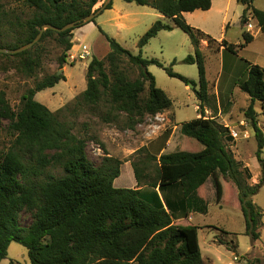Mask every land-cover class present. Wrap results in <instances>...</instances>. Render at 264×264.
<instances>
[{
  "label": "trees",
  "instance_id": "trees-1",
  "mask_svg": "<svg viewBox=\"0 0 264 264\" xmlns=\"http://www.w3.org/2000/svg\"><path fill=\"white\" fill-rule=\"evenodd\" d=\"M11 1L31 10L32 16L24 22L17 21L23 38L7 50L30 43L44 25L60 29L77 23L60 33L44 30L36 44L19 54L0 53V58L7 60L15 72L31 77L41 65L44 41L53 40L61 50L57 59L61 68L72 48V31L83 27L82 20L102 8L106 0ZM121 1L149 7L170 19L188 36L193 51L183 63L196 66L197 89L193 82L173 73L171 68L141 56V49L149 40L161 31L172 30L171 26L157 21L139 38L136 55L98 28L107 42L108 53L103 59L90 57L85 89L74 99L72 107L50 112L34 100L38 92L64 81L56 73L36 82L22 96L18 111L10 108L4 92L0 91V121L7 123L13 138L6 151H0V261L13 242L25 248L30 264H203L197 239L199 228L175 225L173 219H178L176 214L185 218L191 212L206 213L198 191L209 178L213 180L220 208L224 206V201H220L224 187L235 189L243 234L249 237L252 247L260 237L262 215L252 198L264 183V159L261 158L264 136L257 125L254 105L260 104L264 115V70L249 64L245 79L238 85L240 92L249 98L243 117L253 133L255 159L261 170L258 183L249 186L248 170L234 160L224 144L231 139L228 128L217 124L214 117H204L206 110L218 111V104L215 96L208 93L204 56L199 49L200 42L204 41L209 48L217 44L224 51L237 54L253 36L245 30L243 43L234 46L224 40L216 42L187 25L182 14L208 11L210 0ZM254 1L236 0L243 8L240 26L244 28L250 11L259 30L264 32V12L253 7ZM101 2V7L93 11ZM111 7L112 1L103 11ZM151 65L162 68L168 77L185 86L191 84L198 102L199 117L182 123L179 128L180 134L188 139V151L156 157L140 148L128 159L139 187L159 191L169 187L179 189V204L165 203L167 211L157 196L146 202L139 198L138 190L115 189L112 183L119 176L121 161L103 156L100 164L94 165L85 152V131L77 133L69 119L82 110L115 130H133L145 117L169 110L172 102L156 87L148 72ZM197 148L200 150L196 151ZM52 169L60 170L61 175L49 174ZM21 213L29 216L28 226L20 224ZM217 243L227 251L236 252L233 241L219 239Z\"/></svg>",
  "mask_w": 264,
  "mask_h": 264
},
{
  "label": "rangeland",
  "instance_id": "rangeland-1",
  "mask_svg": "<svg viewBox=\"0 0 264 264\" xmlns=\"http://www.w3.org/2000/svg\"><path fill=\"white\" fill-rule=\"evenodd\" d=\"M210 2L211 7L208 11L184 14L185 23L208 35L216 42L224 40L234 46L243 43L242 33L245 29L254 36L253 40L237 54L226 52L217 44L212 45L211 48L203 49L208 93L216 95L217 101L220 102V106L218 102L217 104L222 111L221 119L224 118V121L221 122L229 127H234L233 130L237 134V137L233 138L230 134L231 131H229L231 139L224 141V144L234 160L248 170L250 180L247 181V185L252 186L258 183L261 178V170L255 159L256 142L253 133L243 117V111L249 104V98L240 92L238 85L245 79L249 64L257 65L264 70V32H258L259 28L250 11L247 12L248 23L244 28L240 26L243 8L236 0H210ZM101 4L102 2L98 3L93 11L99 9ZM253 7L264 12V0H255ZM101 12L94 18V23L83 24V27L72 31V48L67 52V56L76 55L81 47L85 46L88 47L91 56L103 59L108 53V45L102 33L114 39L125 50L136 55L138 54L137 42L139 38L155 22L159 21L171 26L172 30L169 32L161 31L149 40L141 49V56L144 59L156 60L164 68H171L173 73L193 82L196 85L195 89H197L196 66L183 63V60L192 54L193 48L188 36L175 27L170 19L159 15L149 7L137 6L134 3L127 4L121 0H112L111 9ZM31 16L32 11L23 5L11 0H0V49L18 45L17 40L22 39L23 35L17 28V21L24 22ZM98 28L102 33L98 31ZM220 50L223 52L218 54L217 51ZM60 54L61 50L53 40L44 41L40 51L41 65L31 77L15 72L7 60L0 58V91L4 92L12 110H19L22 96L29 89H32L36 82L54 73L63 76L64 81H60L51 89L38 92L34 96V100L50 112H56L66 106L72 107L74 99L85 89V71L90 58L85 61L74 59L69 62V58L66 57L65 64L59 68L57 59ZM222 59L223 69L221 70ZM148 72L153 76L156 87L163 91L172 102L171 120L177 128L174 130V141L165 148V153L186 151L187 148H184L186 144L183 142L188 139L182 137L178 127L182 123L190 122L196 118L197 109L195 107L198 106V102L193 90L189 85L185 86L179 80L168 77L162 68L151 65L148 67ZM227 110L230 111L228 117L225 116ZM254 110L257 125L264 136V115L261 105L255 103ZM217 112L206 110L204 117H215ZM148 118L150 116L145 117L133 130L121 131L101 123L97 117L82 110L69 119L74 123L77 133L85 131L87 158L94 165H99L103 158L101 146H105L106 141L114 142L121 138L125 143H132L136 138H145V123H148ZM83 124H86L85 128ZM163 125L161 133L167 128V121ZM111 130L119 132L120 135L111 133ZM12 140V135L7 129V123L0 121V151L5 152ZM177 142L178 145L176 146ZM97 148L99 151L96 150L94 153ZM261 158L264 159V149ZM48 172L54 176L61 175L60 170L57 169ZM211 180L210 178L205 185L208 190L204 203L208 214L203 220L205 224L211 226L198 234L202 254L204 255L210 249L205 245L206 240L210 239L211 236H216L217 240L233 241L237 249L235 253H232L221 249L214 250L211 247L210 252L218 259L214 264H243L244 261H246L245 264H264V183L252 198L262 215L261 224L258 228L260 237L254 242V249L249 237L243 234L244 224L235 189L224 187L220 199V201H224V206L220 208L219 205H216L218 203L216 202L215 189H211V193L209 191ZM19 221L22 226H28L30 218L27 214L21 213ZM197 221L202 223L201 217ZM226 230L231 233H227ZM223 236L234 237L229 240L228 238L224 239ZM10 263L30 264L24 247L13 242L8 245L6 257L0 261V264Z\"/></svg>",
  "mask_w": 264,
  "mask_h": 264
},
{
  "label": "crops",
  "instance_id": "crops-1",
  "mask_svg": "<svg viewBox=\"0 0 264 264\" xmlns=\"http://www.w3.org/2000/svg\"><path fill=\"white\" fill-rule=\"evenodd\" d=\"M184 14H187V13H183L182 17H184ZM258 32L260 33L259 29H258ZM205 48H207L206 43L201 42L199 44V49L202 53H203V49H205ZM221 52H223V50H220L219 52L217 51L218 54ZM222 57H223V55H222ZM220 69L221 70L223 69V59H222ZM214 96H215V98L217 97L216 95H214ZM217 102L220 106L219 100ZM195 108L197 109L198 107L196 106ZM160 114L165 119H167V128L165 129L164 132L159 133L157 136L153 137L152 139H148V140H146L145 138H141V137L136 138L133 140L132 143H125L124 141H122L121 138H120V140H115V141L113 140L114 142H109V140H108V141H106L107 143L105 144V146H103V149H101V150H102L103 156L112 157V158H115V159L121 161V164L119 167V176L112 183V185L115 189L138 190L139 191V198L142 199L143 201H146V202H151L155 198V196H157L158 199L160 200V203L165 208V203L170 204L172 206L179 204L180 199H181V193H180L179 189L176 187H169V188L164 189L163 191H159L158 188L139 187L137 185L136 180H135L134 175H133V169L131 166V162L128 161L130 156L140 148H145L150 155L156 156V157H158L161 154H166L165 148L168 147L170 145V143L174 141V137H175L174 130L177 127H176V125H173V123H172L170 109L163 112V113H160ZM229 115H230V111L227 110V112L225 113V116L228 117ZM221 116H222V111L220 108H218L217 115L214 117L215 122L219 125L227 127L229 131H234L233 130L234 127H229L227 124L222 123L224 121V118L222 117V119H221ZM197 117H199L198 114L196 115V118ZM179 128L180 127H178V131H179ZM111 133L116 134V135H120L119 132L113 131V130H111ZM183 144H186V140H184ZM175 145L177 146L178 142ZM184 148H188V147L186 146ZM195 150L199 151L200 148H197ZM209 179H207V181ZM207 181L203 184V186L198 191V195L200 196V198L204 202H205V199L207 197V190L208 189L205 186ZM211 189H214L212 180H211L210 186H209L210 193H211ZM216 205L218 206V204H216ZM166 211H167V209H166ZM207 214H208V211H206L205 214L191 212V213H188V215L185 218H180L179 217L180 214H176V217L178 219H173V224L180 225V226H195V227L199 228L198 233H197V239H198V245H199V249H200L201 261L203 264H214V262H216L218 259L216 257H214L213 254L210 252L211 247H213L214 250L215 249H221L224 251H227V250H226L225 246L219 245L217 243V237L216 236H211V238L207 239L205 242V245L207 247H210V249H208L209 251L207 250L204 255L202 254L201 247H200V236H198V234H199V232L204 231L205 229H207L211 226V225H207V224H205V222H203V220L207 217ZM199 217H201L202 223L197 221ZM227 233H231V232L227 231ZM233 237L234 236H223L224 239L228 238L229 240L232 239ZM252 248H254V246ZM216 253L219 254V252H216ZM237 259H238V261H240L239 258H237ZM245 263H246V261H244L243 264H245Z\"/></svg>",
  "mask_w": 264,
  "mask_h": 264
},
{
  "label": "built area",
  "instance_id": "built-area-1",
  "mask_svg": "<svg viewBox=\"0 0 264 264\" xmlns=\"http://www.w3.org/2000/svg\"><path fill=\"white\" fill-rule=\"evenodd\" d=\"M90 57H91V53L89 52L88 47L85 46H82L81 50H79V52L76 55L68 56L69 62H72L74 59L79 61H85ZM166 121L167 120H165V118L161 114L150 116V118H148V123H145L146 131L144 133V137L146 139H152L153 137L157 136L159 133H161V128L162 126L164 127L163 124ZM230 134L233 138L237 137V134L234 131H231ZM96 150L99 151V149L97 148L94 150V153H96L95 152Z\"/></svg>",
  "mask_w": 264,
  "mask_h": 264
},
{
  "label": "water",
  "instance_id": "water-1",
  "mask_svg": "<svg viewBox=\"0 0 264 264\" xmlns=\"http://www.w3.org/2000/svg\"><path fill=\"white\" fill-rule=\"evenodd\" d=\"M112 0H106L105 3H104V6L107 5L108 3H110ZM104 6L102 8H100L99 10H97L95 13H93L92 15L84 18L82 20V23L83 24H88L90 23L96 16H98L100 14V12L103 10ZM77 23H71V24H68L60 29H57V28H54L52 26H49V25H44L41 27L38 35L28 44L20 47V48H17L15 50H7V49H0V53L2 54H9V55H14V54H19L23 51H26L28 49H30L34 44H36L42 34V32L44 30H52L54 32H57V33H60V32H63V31H66V30H69V29H72L76 26ZM190 88H193L192 85H189Z\"/></svg>",
  "mask_w": 264,
  "mask_h": 264
}]
</instances>
